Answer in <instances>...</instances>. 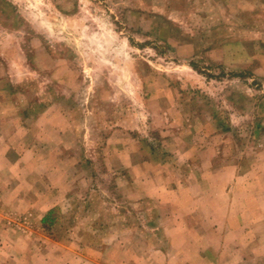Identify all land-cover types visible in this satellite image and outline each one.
<instances>
[{"label": "rangeland", "instance_id": "1", "mask_svg": "<svg viewBox=\"0 0 264 264\" xmlns=\"http://www.w3.org/2000/svg\"><path fill=\"white\" fill-rule=\"evenodd\" d=\"M0 264H264V0H0Z\"/></svg>", "mask_w": 264, "mask_h": 264}]
</instances>
